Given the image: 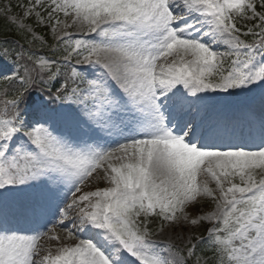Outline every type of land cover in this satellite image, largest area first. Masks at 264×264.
<instances>
[{
	"label": "snow or ice",
	"instance_id": "1",
	"mask_svg": "<svg viewBox=\"0 0 264 264\" xmlns=\"http://www.w3.org/2000/svg\"><path fill=\"white\" fill-rule=\"evenodd\" d=\"M44 3L30 0L24 16L40 21ZM47 3L49 20L62 13L64 29L96 35L63 31L51 58L21 48L0 76L19 84L0 108V264H201L196 244L169 258L152 238L157 220L211 222L199 243L212 264H264V0ZM257 94L258 128L213 119L216 105ZM92 179L109 186L84 190ZM205 197L215 210L190 218ZM58 226L75 242L60 243ZM43 238L58 242L54 253L41 256Z\"/></svg>",
	"mask_w": 264,
	"mask_h": 264
},
{
	"label": "rangeland",
	"instance_id": "2",
	"mask_svg": "<svg viewBox=\"0 0 264 264\" xmlns=\"http://www.w3.org/2000/svg\"><path fill=\"white\" fill-rule=\"evenodd\" d=\"M30 4V0H0V19H5L11 24L15 25L17 28L23 30L26 33H29L26 28H21L20 25H27L32 27L33 31H35L39 36L38 28L44 27L48 28L50 37L55 42H61L59 39H57L58 36L62 34L63 31H68L72 33V38H80V39H89L92 37H95L96 34H89L88 36H85L83 33L79 32V30L74 26L69 29H64L63 23H71L72 17L65 18L62 13L60 14H54V18L52 20H49L48 12L50 11L48 7L47 0H45L43 7H38L36 11L40 12L41 20L38 21L35 15V12H33L30 16L25 17L24 13L27 10V7ZM259 6V1H258ZM5 9L7 11L5 12ZM251 15V13H249ZM15 17V21L12 20V18ZM58 18L62 23L58 26L57 32L54 34L52 31V27L55 24V19ZM257 21L255 20H244V19H238L237 20V26L240 24L241 27L243 26H252ZM239 27V26H238ZM31 34V33H29ZM42 37V36H41ZM43 38V37H42ZM67 40V37L64 38ZM62 43V42H61ZM63 47H66V44L62 43ZM0 44V57L3 56L4 48L1 49ZM43 56V55H42ZM10 60H8L7 57L0 59V75H5L8 72V64ZM78 69L86 68L87 66H76ZM12 69V68H11ZM10 69V70H11ZM9 70V71H10ZM92 69H89L91 71ZM65 73L70 71V68H66ZM12 74V72L10 71ZM247 97H239V98H233L229 101L233 102L236 99L244 100ZM228 104H230L228 102ZM0 108L2 106L0 105ZM65 131H71L73 134H76V129L74 128H65ZM99 172V170H98ZM99 174L102 176L103 173L99 172ZM94 177L97 175L96 173L93 174ZM206 177H201V179H205ZM109 186L104 181H96L95 179L91 180V183L86 184L84 190H95L96 187H106ZM212 187H215L214 184L211 185ZM202 209V211H201ZM215 210V201L212 200L210 197L201 198L200 202L196 205L194 208H189L188 212L190 214V218H196L198 215L205 214L210 211ZM59 217H53L52 220L55 222L58 220ZM65 224L68 225V228L71 229L76 236L79 238H85L84 233L79 232L76 230V228L73 227V225L70 223V221H65ZM211 226V222L209 221H203L198 225H191L189 223H184L182 226H176L174 228L168 227V225H164L163 229L161 228L160 222L157 220L154 223L150 225L152 232L154 233L153 239L160 245H168L172 247L171 254L166 253V255H169V258H182L184 257L182 255V250H187L189 247H191L193 244H195L197 240V230L202 226ZM30 225L24 224L23 222L20 223L19 227L26 228ZM52 227V223H49L47 225V228L43 229L44 231H47ZM26 234H32V233H26ZM56 235H58L60 239V243H74L75 241H67L65 240L66 232L62 231L61 228L58 226L56 230ZM41 244V256L46 254V250L51 247L53 253L55 252L56 247L59 246L58 242L56 240H48L47 238H43L40 242ZM206 258H201V264H204ZM207 261V260H206ZM189 264H192V258H189Z\"/></svg>",
	"mask_w": 264,
	"mask_h": 264
},
{
	"label": "trees",
	"instance_id": "3",
	"mask_svg": "<svg viewBox=\"0 0 264 264\" xmlns=\"http://www.w3.org/2000/svg\"><path fill=\"white\" fill-rule=\"evenodd\" d=\"M8 29L13 30V28H11V27L0 26V34L3 33L4 31H8ZM13 32H15V31L13 30ZM12 90H13V93H15V90L14 89H12Z\"/></svg>",
	"mask_w": 264,
	"mask_h": 264
},
{
	"label": "bare ground",
	"instance_id": "4",
	"mask_svg": "<svg viewBox=\"0 0 264 264\" xmlns=\"http://www.w3.org/2000/svg\"><path fill=\"white\" fill-rule=\"evenodd\" d=\"M257 108H258V107H257ZM257 108H256V109H257Z\"/></svg>",
	"mask_w": 264,
	"mask_h": 264
}]
</instances>
